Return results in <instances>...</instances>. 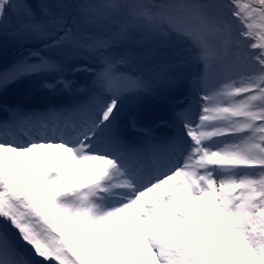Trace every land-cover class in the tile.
<instances>
[{
    "label": "snow or ice",
    "instance_id": "6c2138e0",
    "mask_svg": "<svg viewBox=\"0 0 264 264\" xmlns=\"http://www.w3.org/2000/svg\"><path fill=\"white\" fill-rule=\"evenodd\" d=\"M0 264H264V0H0Z\"/></svg>",
    "mask_w": 264,
    "mask_h": 264
}]
</instances>
